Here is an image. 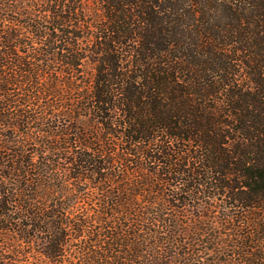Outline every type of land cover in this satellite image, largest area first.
Wrapping results in <instances>:
<instances>
[{"label":"trees","instance_id":"1","mask_svg":"<svg viewBox=\"0 0 264 264\" xmlns=\"http://www.w3.org/2000/svg\"><path fill=\"white\" fill-rule=\"evenodd\" d=\"M0 264H264V0H0Z\"/></svg>","mask_w":264,"mask_h":264}]
</instances>
